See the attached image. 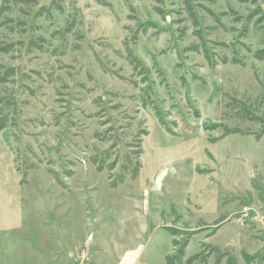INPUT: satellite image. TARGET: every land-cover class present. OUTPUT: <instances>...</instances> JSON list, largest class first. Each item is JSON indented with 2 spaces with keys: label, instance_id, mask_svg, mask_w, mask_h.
<instances>
[{
  "label": "rangeland",
  "instance_id": "rangeland-1",
  "mask_svg": "<svg viewBox=\"0 0 264 264\" xmlns=\"http://www.w3.org/2000/svg\"><path fill=\"white\" fill-rule=\"evenodd\" d=\"M11 6L0 264H168L184 245L183 264H264V0ZM139 140L138 178L112 188Z\"/></svg>",
  "mask_w": 264,
  "mask_h": 264
},
{
  "label": "trees",
  "instance_id": "trees-1",
  "mask_svg": "<svg viewBox=\"0 0 264 264\" xmlns=\"http://www.w3.org/2000/svg\"><path fill=\"white\" fill-rule=\"evenodd\" d=\"M5 2L7 4H4L1 8H0V19H2L4 17V15L10 11H12V6H19V5H27L30 6L32 5V3L35 2V0H5ZM188 5H190L188 3V1H186ZM6 23V22H4ZM0 24V25H4ZM15 50V44L14 43H5V42H1L0 41V53L4 54V55H9L10 53H12ZM262 56H260L261 60H264V51H262L260 53ZM131 57V58H130ZM130 61L132 63V65H135L136 60L134 58H132L133 56L130 54ZM136 65H140L139 63H137ZM135 68L137 69V66H135ZM16 70L13 67H6L3 66L2 64H0V86H4L8 83L11 82V79L14 78L16 76ZM233 104L237 106H239L240 108L243 107L245 105H243L242 102L233 99L232 100ZM145 105L147 107H152L153 104L152 102L148 103L147 100H145ZM156 116L159 118L160 123L163 127L165 126L164 123V119L162 118V114L160 112V110L157 107H153ZM242 114L244 115V119L245 120H251V121H260L258 118L252 116L249 112L247 113L246 108L242 109ZM240 114V115H242ZM197 115H199V113L197 112ZM16 116H17V102L15 100L14 97L12 96H6V95H2L0 93V132H6V130L9 127H15L16 126ZM167 132L168 133H172V130L168 127H166ZM231 133H236V132H227L228 134ZM263 138L262 134L256 135V139L258 141H260ZM140 144H138V152L136 153L137 155V160L136 162L131 165L130 167L128 166H124V175H122L118 181L114 182V184H112V188H117L120 184H123L125 182V179L127 177V175H129L131 177V179L136 180L140 174V171L142 169V163L140 161V157L143 154V150H142V145H141V140H139ZM131 162V161H130ZM132 164V163H131ZM173 235H176V233L174 232ZM174 247L177 248V246L179 245V242H177L176 240H174ZM187 245H184L177 254L174 255H168L167 256V263L168 264H183V258L185 257V248ZM207 248H209L208 246H204V249L206 250ZM214 254L215 255V262L214 264H222L223 260L225 258H227V262L226 264H237L235 258H233L229 253H220V249L216 248V247H212L211 251H209L208 254H205L204 252H201L199 254L194 255L193 257L189 258L188 260H186V262L184 264H208V259H210L211 255ZM242 256L246 262V264H253L255 262V260L257 259V257H252L251 255H249L247 252L243 251L242 252ZM263 261H264V256H263Z\"/></svg>",
  "mask_w": 264,
  "mask_h": 264
},
{
  "label": "crops",
  "instance_id": "crops-1",
  "mask_svg": "<svg viewBox=\"0 0 264 264\" xmlns=\"http://www.w3.org/2000/svg\"><path fill=\"white\" fill-rule=\"evenodd\" d=\"M17 264H20V262H18Z\"/></svg>",
  "mask_w": 264,
  "mask_h": 264
}]
</instances>
